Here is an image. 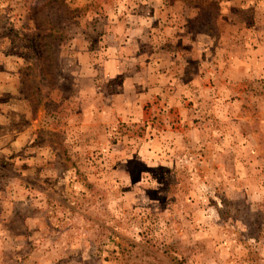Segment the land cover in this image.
Returning a JSON list of instances; mask_svg holds the SVG:
<instances>
[{
    "label": "rangeland",
    "instance_id": "rangeland-1",
    "mask_svg": "<svg viewBox=\"0 0 264 264\" xmlns=\"http://www.w3.org/2000/svg\"><path fill=\"white\" fill-rule=\"evenodd\" d=\"M149 1L0 0L19 264H264V0H164L143 48L175 53L170 90L118 102L104 38Z\"/></svg>",
    "mask_w": 264,
    "mask_h": 264
},
{
    "label": "crops",
    "instance_id": "crops-1",
    "mask_svg": "<svg viewBox=\"0 0 264 264\" xmlns=\"http://www.w3.org/2000/svg\"><path fill=\"white\" fill-rule=\"evenodd\" d=\"M148 5H142L137 9H132L128 11V16L125 19L119 20L118 25H114L111 31L104 38V44L107 46L104 51V64L100 70L109 77L117 78L118 76L123 77L122 88L120 94L116 95V101H128L138 104L139 96H143L145 92H140L148 88L153 89L155 94L162 93L163 91L170 90L167 85L162 83V78H166L165 73L167 62L163 61L175 55L171 50L158 47L155 51V56L148 57L146 55L147 51L144 50L146 45V40H151L150 35H154V28L157 26H163V20H159L158 23L154 21L157 16H161L160 13L166 10L164 0H150ZM151 20H154L152 23ZM149 36V37H148ZM153 40V39H152ZM151 46L155 48L154 42ZM151 53V52H150ZM97 67V72L99 71ZM167 82V81H166ZM168 88V89H167ZM141 93V94H140ZM118 108V106H117ZM2 203L0 199V204ZM4 203V202H3ZM7 204L6 202L4 203ZM8 206V205H6ZM12 212V211H11ZM8 209L0 206V238H12V244L10 242H4V246H0V255L5 252L9 255L10 260L4 263V260L0 256V264H19L17 261L21 257L22 250L24 247L22 245H17L18 242L25 241L29 245V253L33 252V237L28 232L19 235L16 231L12 229L11 216ZM2 241H0V245ZM27 245V246H28ZM32 245V247H31ZM36 247V246H35ZM40 250L38 248L36 252ZM23 264H26V259Z\"/></svg>",
    "mask_w": 264,
    "mask_h": 264
}]
</instances>
